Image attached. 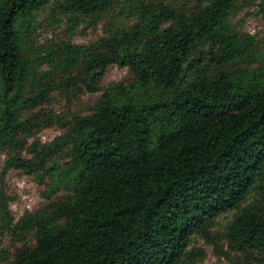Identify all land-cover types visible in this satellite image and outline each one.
Instances as JSON below:
<instances>
[{
	"label": "trees",
	"instance_id": "trees-1",
	"mask_svg": "<svg viewBox=\"0 0 264 264\" xmlns=\"http://www.w3.org/2000/svg\"><path fill=\"white\" fill-rule=\"evenodd\" d=\"M244 2L264 8V0H0V147H20L9 167L51 181L48 203L17 221L0 192V236L34 243L5 264H202L195 237L224 243L230 262L264 264V79L248 70L254 39L231 22ZM46 7L69 24L103 23L104 35L39 56L33 37ZM111 66L132 81L105 87ZM65 87L101 96L88 115L49 119L63 131L54 142L29 144L47 121L25 114Z\"/></svg>",
	"mask_w": 264,
	"mask_h": 264
},
{
	"label": "rangeland",
	"instance_id": "rangeland-1",
	"mask_svg": "<svg viewBox=\"0 0 264 264\" xmlns=\"http://www.w3.org/2000/svg\"><path fill=\"white\" fill-rule=\"evenodd\" d=\"M231 22L237 28L240 36L244 37L246 35L254 39L253 49L257 61L252 64L250 60L247 66L252 73L262 74V77L258 76L259 79H264V8L253 2L240 3ZM103 35V23L91 29H87L86 25L81 22L78 25L69 24L68 17L63 10L46 7L38 15L36 32L33 37L35 47L33 52L42 56L47 54L48 50L63 42H72L73 45H87ZM46 68L48 67H43L44 70ZM60 74L62 73L57 74V76ZM131 81L132 78L128 69L111 66L103 84L108 87L111 84L129 83ZM100 96V93L89 94L84 90H75L69 87L52 93L46 105L41 106L34 113L25 114V118L29 119L30 122H36L42 118H46L47 121L39 125L37 136L29 138L28 143L39 142L43 145L54 142L62 135L63 131L58 124L50 123L49 119L55 122L57 119L63 121L75 114L88 115ZM18 150H20V147L15 148L12 145L0 147V192L3 191L9 200L10 210L15 221L26 213H35L41 210L48 203L46 195L49 191L48 185L51 183L49 179L41 181L39 177L33 174H25L21 170L9 167V162L17 155ZM60 164H63L62 160ZM63 193H65L64 190L59 195ZM52 199H55V196ZM233 216V213H229L218 219L219 224L215 229L217 233L216 240H220ZM27 244L29 246L34 245L32 238L25 239L13 233H5L0 236V264L12 261L16 252ZM192 246L203 251L206 255L202 264H236V258H232V262H230L220 255L222 248L225 251L227 250L224 243L220 247H216L199 237H195Z\"/></svg>",
	"mask_w": 264,
	"mask_h": 264
}]
</instances>
